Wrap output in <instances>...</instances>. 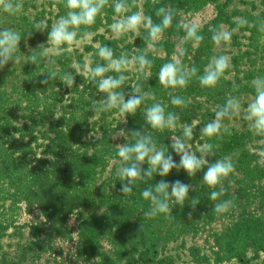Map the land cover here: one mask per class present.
<instances>
[{
  "label": "rangeland",
  "instance_id": "374dc122",
  "mask_svg": "<svg viewBox=\"0 0 264 264\" xmlns=\"http://www.w3.org/2000/svg\"><path fill=\"white\" fill-rule=\"evenodd\" d=\"M22 2V11L15 15L0 11V28L21 34L16 53L19 62L10 61L0 69V157L6 146L14 158L26 155L33 163L50 160L45 151L61 129L57 122L73 113L70 126L67 120L62 124L80 151L96 154L95 169L82 176L71 173L58 185H45L31 181L26 169H14L17 162L10 168L0 162V223L4 225L0 229V264H264V135L253 132L244 119V110L255 94L252 81L264 77V32L259 31L264 24V0H129L126 13H116L114 0H109L93 25L78 29V42L64 46L71 50L53 56L51 66L26 63L33 50L39 55L42 47H50L47 31H36L34 22L46 20L50 28L66 15V0ZM160 7L176 12L172 26L152 48L143 27L139 34L120 37L111 30L116 20L134 12L151 15L154 23H160L155 15ZM239 18L248 20V25L238 27ZM184 23L199 25L204 37L201 46L184 42ZM204 28L210 34L202 32ZM213 29L231 31V42L218 46L211 39ZM85 31L91 35L81 39ZM28 32H32L30 38ZM103 45L111 47L116 57L127 52L129 57L145 54L152 60V67L143 75L135 66L124 72L126 92L139 83L156 98H146L125 121L115 108L91 110L92 102L104 94L86 74L76 75L73 66L106 63L98 55V46ZM181 48L185 49L182 56L178 55ZM219 55L227 56L231 63L214 88L201 86L196 77L187 87L176 89L159 81L161 66L176 58L202 75ZM51 70L57 72V79L42 85L40 80ZM66 71L76 75L71 88L61 79ZM174 95L184 98L186 106L172 105ZM230 96L240 99L241 114L224 120L229 131L222 138L204 136L200 129ZM154 102L161 103L166 112L178 114L176 130L160 131L148 125L145 111ZM187 123L193 125L194 136L186 143L197 155L199 146L212 143L218 145L213 159L232 156L235 171L223 181L222 196L217 201L210 199V193L220 191V186H208L203 171L189 177L183 169L138 181L131 194L120 193L116 143L134 141L131 137L113 141L112 137L122 129L142 130L155 138L159 148L170 145ZM22 143L27 145L23 153ZM169 152L178 162L179 156L170 147ZM142 166L147 168V163ZM3 171L18 176L5 180ZM161 179L191 184L189 197H199L200 203L192 209L188 201L184 206L170 202L171 219L166 214L146 217L144 212L151 204L140 193ZM225 199H232L234 206L227 213L216 214L214 205Z\"/></svg>",
  "mask_w": 264,
  "mask_h": 264
},
{
  "label": "clouds",
  "instance_id": "9594fccd",
  "mask_svg": "<svg viewBox=\"0 0 264 264\" xmlns=\"http://www.w3.org/2000/svg\"><path fill=\"white\" fill-rule=\"evenodd\" d=\"M109 4V0H66L68 9L66 15L61 16L49 28L46 20L34 22L36 31H47V40L50 47H42L39 55L32 51L27 56L26 63L39 66L40 63H47L49 66L55 63L53 56L60 55L70 48L65 45L72 46L78 42V29L81 26H91L96 22L99 15L102 14L104 8ZM130 7L129 0H114V9L116 13H126ZM23 9L22 0H0V11L15 15ZM176 10L173 8L160 7L155 15L161 18L160 23H154L151 15H143L134 12L131 15H124L111 25V30L115 36L120 37L129 32L139 34L141 27L148 32V47H153V42L159 40L165 29L172 26ZM248 20L244 18L238 19V27L248 25ZM185 30L184 42L189 41L199 44L204 37L200 34V27L197 23H184ZM50 29V30H49ZM259 31L264 32V24H261ZM32 32L27 33L30 38ZM91 34L87 31L83 32L81 39L89 37ZM211 39L219 46L222 43L228 44L232 39V32L229 30H212ZM21 43L20 32L11 28H0V69L11 62H19L20 57L16 53L20 50ZM185 49L181 48L178 55H183ZM98 55L105 61L103 64H96L95 67L89 65H81L74 63L76 75L86 74L88 79L95 83L99 92L104 95L99 101H93L90 108L93 112L107 111L118 109L121 116L125 118L129 115H135L138 108L144 103L146 98L155 101V96L144 91L141 84H136L126 92L123 85L128 79L124 72L132 66L137 67V71L142 75L145 69L152 67V60L145 54L133 55L129 57L127 52H121L118 57L115 56L113 49L107 45L98 46ZM230 59L225 55L213 57L208 64L204 73L198 75L196 67L186 68L179 58L172 62L165 63L159 71V81L165 87L185 88L188 86L193 77L199 80L203 87L214 88L221 77L224 76L230 67ZM113 72L117 75H107ZM43 75V74H42ZM57 72L51 70L44 78L40 80L42 85H46L49 80L57 79ZM76 75L72 71H66L62 76V82L71 88L76 84ZM254 87V98L247 104L244 110V119L250 122V129L258 135H264V77L257 76L252 81ZM171 104L176 106H186L185 99L181 96L174 95L171 98ZM241 102L236 96H230L226 103L218 106L214 118L203 125L200 129L201 133L206 137H220L228 132V128L224 123L226 118L231 119L241 114ZM152 129L163 131L164 129L176 130L178 127L179 116L177 113L168 111L159 103L154 102L145 111L144 117ZM194 136L193 125L191 123L183 124L181 134L171 139L170 145L161 144L159 148L156 146L155 138L142 130L122 129L112 137L113 141L119 140L121 137H131L133 143H116L120 158V166L117 169L118 178L120 180V193H133L134 186L138 181L152 179L154 175L161 178L176 169H183L189 176H195L203 171L204 182L216 188L220 186V191H212L210 199L217 201L223 194V181L228 179L235 171V165L231 155H226L220 159H213L216 156L215 147L212 143H204L198 148L199 155L192 151L186 140H190ZM172 152L179 156L177 162ZM147 163V168L142 165ZM190 190H193L191 184L184 183L177 179L166 182L161 179L159 182L149 184L144 187L141 196L150 201L151 207L144 215L148 218H155L160 214H166L169 219L172 218V208L170 202L184 206L185 201L189 202L192 209L200 203L197 196L189 197ZM234 206L232 199L220 200L214 205L213 211L216 214H224L230 211ZM191 219V212L188 213Z\"/></svg>",
  "mask_w": 264,
  "mask_h": 264
},
{
  "label": "trees",
  "instance_id": "16d2710c",
  "mask_svg": "<svg viewBox=\"0 0 264 264\" xmlns=\"http://www.w3.org/2000/svg\"><path fill=\"white\" fill-rule=\"evenodd\" d=\"M206 30L207 29L204 28L202 32L209 33ZM199 46H201V43ZM92 67L95 66L92 65ZM80 79L85 81L82 77H80ZM91 83L94 84L92 81ZM69 114V117L62 116L59 118L57 124L61 129L57 131L55 138L48 141L49 146L45 154L50 156V160H37V163H33L34 161L28 159L26 155L14 158L11 153L7 152L8 148L5 146L3 149H5L6 153L2 154L0 162L7 168H10L12 164L17 162L14 169H26L25 172L28 175L27 177L31 181H40L45 185H58L65 180L66 177L70 176L71 173H73V175L82 176L89 172L88 169H95L93 164L96 154L80 151V149L75 146V141L71 139V135L68 134L69 132L64 129L65 125L62 124L64 120L68 121L67 126H70L69 124L74 120V116H72L73 113ZM19 145L20 148H22L21 153L25 152L24 148L27 147V145L23 143ZM3 176L5 180H9L18 175L3 171ZM10 196H12V193H10ZM15 197L22 198L17 195H15ZM1 228H4V225L0 223V229Z\"/></svg>",
  "mask_w": 264,
  "mask_h": 264
}]
</instances>
